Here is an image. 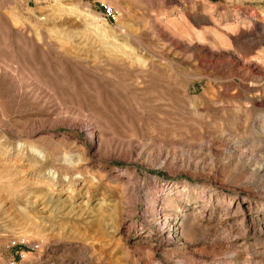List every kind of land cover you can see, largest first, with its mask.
Here are the masks:
<instances>
[{
    "label": "rangeland",
    "instance_id": "374dc122",
    "mask_svg": "<svg viewBox=\"0 0 264 264\" xmlns=\"http://www.w3.org/2000/svg\"><path fill=\"white\" fill-rule=\"evenodd\" d=\"M0 264H264V0H0Z\"/></svg>",
    "mask_w": 264,
    "mask_h": 264
},
{
    "label": "built area",
    "instance_id": "2783aa9c",
    "mask_svg": "<svg viewBox=\"0 0 264 264\" xmlns=\"http://www.w3.org/2000/svg\"><path fill=\"white\" fill-rule=\"evenodd\" d=\"M103 10H104L103 13H104L105 17H107L109 19H116V17H117V11L113 7H111L109 5H106V6H104V9ZM19 242L22 243V244H24V245L29 246L31 249H35L36 247H38L37 244H35V243H29V241H27L25 239H22Z\"/></svg>",
    "mask_w": 264,
    "mask_h": 264
},
{
    "label": "bare ground",
    "instance_id": "6f19581e",
    "mask_svg": "<svg viewBox=\"0 0 264 264\" xmlns=\"http://www.w3.org/2000/svg\"><path fill=\"white\" fill-rule=\"evenodd\" d=\"M49 145H50V144H49ZM42 147H44V146H42ZM80 147H82V146H80ZM75 148H76V147H75ZM78 149H80V148L78 147ZM78 149H77V150H78ZM81 150H82V148H81ZM37 151H38V149H37ZM41 151H42V150H41ZM45 152H46V151H45ZM83 152L87 153L88 150L84 149ZM35 153H36V152H35ZM37 153H39V152H37ZM40 154L43 156V153H42V152H40ZM45 154H46V153H45ZM80 154H82V153L80 152ZM69 155H70V154H69ZM64 156H66V155H64ZM64 156H63V157H64ZM83 157H84V156H83ZM41 158H42V157H41ZM59 158H60V157H59ZM65 158H66V157H65ZM35 159H36V158H35ZM37 159H38V158H37ZM58 160H59V159H58ZM60 160H61V159H60ZM62 160H64V159H62ZM67 160H68V159H67ZM67 160H66V162H67ZM64 161H65V160H64ZM61 164H62V163H61ZM62 165H63V164H62ZM62 165H61V166H62ZM64 165H65V164H64ZM53 171H54V170H53ZM57 172H58V171H57ZM53 176H55V175H53Z\"/></svg>",
    "mask_w": 264,
    "mask_h": 264
}]
</instances>
